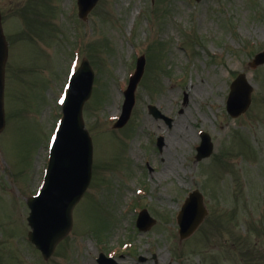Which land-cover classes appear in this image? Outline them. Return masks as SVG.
<instances>
[{
    "label": "rangeland",
    "instance_id": "obj_1",
    "mask_svg": "<svg viewBox=\"0 0 264 264\" xmlns=\"http://www.w3.org/2000/svg\"><path fill=\"white\" fill-rule=\"evenodd\" d=\"M0 11L9 43L0 264H97L99 246L119 264H264V231L256 228L264 226V65L247 67L264 50V0H98L84 21L75 0H0ZM141 54L129 120L112 129ZM83 58L94 74L82 109L93 138L92 184L73 210L70 233L44 261L26 240L25 205L42 184L61 116L57 99ZM239 73L253 92L248 110L233 119L225 101ZM148 105L172 126L153 119ZM200 131L213 151L194 163ZM137 186L142 196H131ZM194 189L204 192L208 216L179 241L177 211ZM126 199L133 225L142 210L157 219L148 231L131 232ZM232 243L253 252L243 257Z\"/></svg>",
    "mask_w": 264,
    "mask_h": 264
},
{
    "label": "water",
    "instance_id": "obj_2",
    "mask_svg": "<svg viewBox=\"0 0 264 264\" xmlns=\"http://www.w3.org/2000/svg\"><path fill=\"white\" fill-rule=\"evenodd\" d=\"M97 0H78L79 15L85 18ZM7 57V47L0 25V131L4 127L3 113V83L4 64ZM264 63V53L257 55L251 68ZM143 64L139 61L135 75L125 93L126 101L124 114L118 127L127 120L133 104L132 93L142 73ZM92 73L84 61L70 82L67 99L63 107L56 140L51 149L50 162L44 179V185L38 197L28 201L31 209L28 218L32 231L29 239L47 258L55 245L69 232L72 224L71 211L82 197L91 177L92 143L84 129L81 111L84 102L89 98L92 86ZM251 87L247 84L243 74L239 75L231 84L227 102V110L233 117L244 112L250 104ZM149 112L158 116L155 108L149 107ZM198 158L208 156L211 147L204 141ZM194 215V216H193ZM205 211L201 207V196L194 192L186 201L179 217L180 236H188L202 220ZM192 220L190 221V218ZM148 225L144 226L146 228ZM100 264L106 261L101 258Z\"/></svg>",
    "mask_w": 264,
    "mask_h": 264
},
{
    "label": "flooded vegetation",
    "instance_id": "obj_3",
    "mask_svg": "<svg viewBox=\"0 0 264 264\" xmlns=\"http://www.w3.org/2000/svg\"><path fill=\"white\" fill-rule=\"evenodd\" d=\"M240 244H241V243H239L238 248H239V249L244 248V247H243L242 245H240ZM232 246L235 247L234 243L232 244ZM246 248H248V249H244V251H245V255H247L248 253H252V252H253V250L250 249L249 247H246ZM255 249H258V247L255 248ZM260 250H261V248H259L258 250H256V252L260 254ZM254 251H255V250H254Z\"/></svg>",
    "mask_w": 264,
    "mask_h": 264
},
{
    "label": "bare ground",
    "instance_id": "obj_4",
    "mask_svg": "<svg viewBox=\"0 0 264 264\" xmlns=\"http://www.w3.org/2000/svg\"><path fill=\"white\" fill-rule=\"evenodd\" d=\"M199 91V94H203L205 93L204 91H202L201 89H196L195 92ZM207 95H209V93L207 92ZM206 119V118H205Z\"/></svg>",
    "mask_w": 264,
    "mask_h": 264
}]
</instances>
